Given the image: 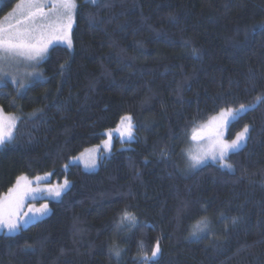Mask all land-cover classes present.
<instances>
[{"label": "trees", "instance_id": "16d2710c", "mask_svg": "<svg viewBox=\"0 0 264 264\" xmlns=\"http://www.w3.org/2000/svg\"><path fill=\"white\" fill-rule=\"evenodd\" d=\"M19 1L0 0V21ZM75 2L72 48L53 47L29 86L0 87L17 120L0 198L20 176L71 185L47 218L0 235V264H264V0ZM240 104L229 138L251 132L231 170H188L189 132ZM125 116L132 143L95 172L70 165ZM125 210L136 224L119 228Z\"/></svg>", "mask_w": 264, "mask_h": 264}, {"label": "snow or ice", "instance_id": "6c2138e0", "mask_svg": "<svg viewBox=\"0 0 264 264\" xmlns=\"http://www.w3.org/2000/svg\"><path fill=\"white\" fill-rule=\"evenodd\" d=\"M89 2L96 4L98 0H89ZM75 8V0H20L13 11L4 17V20L9 21V23L5 25L0 22V72H3L5 65L11 66L19 63H26L34 68L47 58L49 49L57 42L66 44L67 48L70 49L72 47L71 28ZM260 27L261 30H264V25ZM64 68V65H60L61 71ZM32 74L30 73V75ZM11 79L15 81V77ZM19 86L23 87L24 85L21 83ZM257 99L261 98L257 97ZM248 110L244 104H240L237 109L229 108L226 111H221L219 117H213V121H218V127L223 129L234 121L240 113ZM131 121V116H125L121 121L129 139L132 138L133 126ZM16 122V117L5 114L0 108V145H4L15 138L13 131ZM125 122L127 123L125 124ZM247 133L248 128L245 127L230 142L217 135L207 148L200 149L195 154H188L191 161L190 167L198 168L211 160L222 168L231 169L232 165L227 162L228 155L242 146ZM198 135L199 133L194 130L191 139L197 140ZM92 166H95V160L92 161ZM41 179L40 176L35 177L37 184ZM32 183L33 181L27 176H20L15 186L9 189L7 195L0 198V229L6 228L9 233H14L30 221L35 220L37 215L40 217L46 215L48 213L47 204H43L34 212L30 207L28 212L32 213L31 216L23 212L26 199L31 196V199L35 200L36 192L45 191L54 197H60L63 190L68 186L67 180L64 181L63 185L47 189L33 188ZM125 222L135 226V215L125 210L120 218V223L124 224ZM232 222L235 224L236 220L234 219ZM207 228L208 223L205 218L195 226L191 235L198 236V233H203ZM111 251L117 258L120 257L118 248L113 247ZM159 253L160 246L157 242L152 249L151 257L155 258ZM143 259L147 262L149 257L144 256Z\"/></svg>", "mask_w": 264, "mask_h": 264}, {"label": "rangeland", "instance_id": "374dc122", "mask_svg": "<svg viewBox=\"0 0 264 264\" xmlns=\"http://www.w3.org/2000/svg\"><path fill=\"white\" fill-rule=\"evenodd\" d=\"M87 1H89V0H87ZM75 4H76V2H75ZM13 9H12V11H13ZM75 13H76V8L74 10V15H73V23H72V28H71V35H72V31H73V28H74V25H75ZM0 22H3L5 25H7L9 23V21H5L4 18ZM55 46L67 47L66 44L57 42V43L53 44V46L49 49V51ZM39 64L36 65L34 68L29 66L26 63L13 64L11 66L5 65L4 69H3V72H0V87L6 85L8 83H11V84L17 85V86H19L22 83L24 85L22 88H25V86H29L32 82H34L35 80H39L40 77H41V73H40V70H39ZM30 73H33V74L30 75ZM12 77H15V81H13L11 79ZM247 108L250 110L251 107H247ZM226 110L227 109L222 110V111H226ZM248 111H246L244 113H240L234 121L230 122L227 125V127L223 128V129L218 127V121H213V117H219L220 112L218 114L214 115L213 117H211L206 123L194 127L189 132L188 138L186 139L185 145H184V156L186 157V159L188 161V164H187L188 170L190 169L191 172L192 171H196V170H198V169H200V168H202V167H204V166H206L208 164L218 165L216 162H213V161L209 160L205 165H203L201 167L192 168V167H190L191 161L189 160L188 154L189 153L195 154L198 150L207 148L212 143L213 139H215V137L217 135H219L222 139L227 140L229 142L231 140L235 139L236 135L232 139L229 138V132H230L231 125L236 120H238L241 116L246 114ZM5 114H7V113H5ZM7 115H12V116L15 117V115H13V114H7ZM122 119H121V121H122ZM121 121H120L119 125L115 129L107 131L105 133L106 139L100 145L92 147V148H89V149H86L79 156H77L76 158H73L70 161V165H79L86 172H95V171H97L99 169L100 164L104 160H107V159H109L112 156V154L115 151V145H116L117 142L122 144V145H124V146H126L125 144L132 143L135 140V125H134V122H133V120L131 121L132 122V126H133L132 127V138L129 139L127 134H126L125 126L121 124ZM126 123L127 122H125V124ZM246 127L248 128V133L246 134L245 140L242 142V146L237 151L230 152L228 157L231 154L242 150L247 145L249 137H250L251 128L249 126H246ZM118 129H119V131H117ZM194 130H196L199 133L198 138H197L198 140H192L191 139V136H192V133H193ZM109 133L111 134L110 136H109ZM121 133H125V134L122 135ZM13 136H14V131H13ZM6 143H8V142H6ZM106 144H107V146H106ZM4 145H0V150L3 148ZM93 160H95V166L94 167L92 166V161ZM223 169H226V168H223ZM229 170H231V169H229ZM40 177L42 179H41V181L38 184L35 181V177H28L30 180L33 181V183H32V187L33 188H37L38 187L40 189H47L49 187H55V186L63 185L64 181H65V180H63L62 182H58V181L54 182V181H52L53 180L52 179L53 176L51 174L41 175ZM70 187H71V185L68 182L67 188H65L63 190V192H62L60 197H54L53 195L48 194L46 191L45 192H36L35 193V195H36V199L35 200L31 199V196H29L26 199L25 203H24V206H23V209H22L23 212L28 213V215L31 216L32 213L28 212V209L30 207L33 209V212H34L36 209L41 208L43 204H47L48 205V213L46 215L42 216V217L37 215L35 220L30 221L27 225L23 226L17 232L9 233L6 228L0 229V235H2V234L15 235V234L21 232V230H24V229L28 228L31 224H34L36 222H39V221L47 218L50 215L49 202H51V201H55V202L56 201H60L61 198L64 196V194L70 189ZM6 195H7V193L4 194L1 198L5 197ZM124 224H120L118 227L122 228ZM158 257H159V254L154 259H157Z\"/></svg>", "mask_w": 264, "mask_h": 264}, {"label": "bare ground", "instance_id": "6f19581e", "mask_svg": "<svg viewBox=\"0 0 264 264\" xmlns=\"http://www.w3.org/2000/svg\"><path fill=\"white\" fill-rule=\"evenodd\" d=\"M245 100V99H244ZM220 186V185H219ZM262 234V233H261ZM12 254V253H11Z\"/></svg>", "mask_w": 264, "mask_h": 264}, {"label": "flooded vegetation", "instance_id": "af4514ba", "mask_svg": "<svg viewBox=\"0 0 264 264\" xmlns=\"http://www.w3.org/2000/svg\"><path fill=\"white\" fill-rule=\"evenodd\" d=\"M198 140V139H197Z\"/></svg>", "mask_w": 264, "mask_h": 264}]
</instances>
